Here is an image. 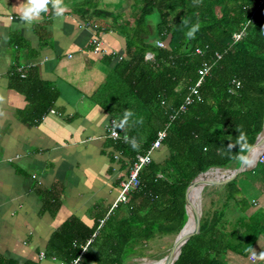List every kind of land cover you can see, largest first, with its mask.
Returning a JSON list of instances; mask_svg holds the SVG:
<instances>
[{"label": "trees", "instance_id": "trees-1", "mask_svg": "<svg viewBox=\"0 0 264 264\" xmlns=\"http://www.w3.org/2000/svg\"><path fill=\"white\" fill-rule=\"evenodd\" d=\"M260 1L133 0L131 18L117 23L126 39L125 55L107 85L121 91L123 103L134 115L126 133L111 137L114 147L131 162L147 152L169 123L162 142L167 153L142 167L140 185L128 192L126 202L106 217L100 214L104 222L83 252L81 264H126L132 256H146L148 242L176 235L182 228L188 217V188L198 173L242 162L237 158L239 146L226 155L219 153L227 151L229 141L235 142L237 126L246 132L250 147L263 128L264 2ZM75 11L81 16H112L114 23L122 14L98 6L96 0L78 4ZM197 24L194 37H189L188 31ZM204 62L209 70L197 87L199 97L178 111L200 78ZM37 84L38 94L46 98L34 109L36 120L51 109L56 96L45 83ZM126 134L136 138L138 149L125 142ZM213 187L222 188L220 196L202 209L199 232L182 245L173 264H228V252L248 256L264 236V207L255 206L264 193V156L253 168ZM99 217L90 226L77 218L67 220L51 237L45 254L70 262L78 256L80 244L97 230Z\"/></svg>", "mask_w": 264, "mask_h": 264}, {"label": "crops", "instance_id": "crops-1", "mask_svg": "<svg viewBox=\"0 0 264 264\" xmlns=\"http://www.w3.org/2000/svg\"><path fill=\"white\" fill-rule=\"evenodd\" d=\"M85 1L64 0L62 17L49 4L28 26L20 19L26 0H0V264H61L46 255L53 234L71 218L90 226L106 217L128 174L130 157L108 134L109 120L128 110L121 91L107 85L125 55L117 24L123 16L115 23L112 16H81L75 8ZM94 36L106 53L93 51ZM27 63L35 66L22 77L15 68ZM38 82L56 96L54 111L36 120L34 109L46 98ZM166 153L161 145L152 157ZM262 237L252 252L264 251ZM240 258L227 254L228 264Z\"/></svg>", "mask_w": 264, "mask_h": 264}, {"label": "built area", "instance_id": "built-area-1", "mask_svg": "<svg viewBox=\"0 0 264 264\" xmlns=\"http://www.w3.org/2000/svg\"><path fill=\"white\" fill-rule=\"evenodd\" d=\"M264 2V0H261L260 3ZM235 39H238L240 37V33H236L235 35ZM157 45L159 46H163L164 42L162 40H156ZM91 44L93 46V51L101 54L106 52L107 50L102 46V41L101 39H99L98 37L94 36L91 39ZM198 52H200V49H197ZM148 56H151V53L148 52L147 53ZM35 66L34 63H27L24 67L23 66H17L15 69L19 72L20 76L24 77L26 76V68H29L31 66ZM209 65L207 64V62L203 63V66H201V68H199V74H200V78L198 79V81L196 82L195 85H193L190 88V92L185 96L184 101L180 104L178 111H182L186 108L187 105L191 104L192 102H194L195 98L199 97L198 94V86L200 84V81L202 79V77L204 76L205 73L208 72L209 70ZM51 111H54L53 109H51ZM175 115H171V118H174ZM114 121H117L116 118L112 117L109 122H108V134L110 137L112 138H117L119 137V131L117 128H114L113 124ZM169 123H166L165 126L160 129L157 133V137L153 140L152 144L150 145V148H148L147 152L144 154H139L137 155V157L132 160L129 163V169H128V174L127 176L121 180L120 182V190L118 192L117 197L115 198L111 208L109 209L108 213L110 212V210L113 207H116L120 202H126L128 199V192L134 190L135 188H137L140 185V171L142 169V167L147 164L148 162H150L151 158H152V153L155 149L161 147L163 139L166 136L167 133V126ZM256 203V201H255ZM105 218H101L99 225H97V230L92 234V236L90 238H88L84 243L80 244V252L78 254L77 257L73 258L70 262L67 261H61V264H81V257L83 252L86 250L88 244L91 242L92 238L95 236V234L97 233L98 229L101 227L100 225L103 224ZM76 243H74L75 245ZM41 256H44V252H42ZM250 259H255L253 258V256H250Z\"/></svg>", "mask_w": 264, "mask_h": 264}, {"label": "water", "instance_id": "water-1", "mask_svg": "<svg viewBox=\"0 0 264 264\" xmlns=\"http://www.w3.org/2000/svg\"><path fill=\"white\" fill-rule=\"evenodd\" d=\"M262 145H264V124L262 130L257 135L254 143L249 148V150L246 152L245 156H247L252 162L254 160L255 153H259L262 148ZM261 156H264V150H262L259 155L257 154L255 161L253 164H245L244 162H241L238 166L233 168H223V167H210L200 173H198L191 181L189 188H188V199H187V208H188V217L183 224L180 231L176 234L173 246L171 250L165 254L162 258L158 259L162 261V264H173L175 260L178 258L182 245L188 240V238L195 233L199 232L200 230V218L202 214V208H201V202L199 203L194 202L192 198V190L195 187H201V196H202V190L205 185L207 184H221L224 183L232 178H234L236 175H238L240 172H243L245 170H248L250 168H253L258 160L261 158ZM212 169L215 170H221L218 174H208L209 171H212ZM190 222H192V226L188 228V225ZM157 260V261H158Z\"/></svg>", "mask_w": 264, "mask_h": 264}, {"label": "clouds", "instance_id": "clouds-1", "mask_svg": "<svg viewBox=\"0 0 264 264\" xmlns=\"http://www.w3.org/2000/svg\"><path fill=\"white\" fill-rule=\"evenodd\" d=\"M51 4L52 9L54 11V15L56 17H62L63 14L66 11V6L64 4V0H26V3L21 6L20 8V19L22 22H24L26 25L31 26L33 22L39 21L41 17V13L48 11V6ZM199 25H194L190 28L187 35L189 37H194L195 32L198 30ZM3 101V97L0 96V102ZM133 112L131 110H125L123 114V118L119 121H114V128H120L124 129L126 125L128 124L129 119L133 116ZM138 123H142L141 121H138ZM236 131L238 132L237 138L235 142L229 141L226 148L227 151L220 150L221 155H226L233 148H236L239 146L240 154L238 155V159L245 164H251L252 161L245 156L243 153L247 150H249L250 145L248 144V137L246 132H244L239 126H237ZM124 140L126 143H129L131 147L135 150L138 149L139 145L135 137H129L127 134L124 136ZM263 157V156H261ZM253 258H258L261 260H264V251L259 253V256L257 257V254L255 252H252ZM78 264V262H77Z\"/></svg>", "mask_w": 264, "mask_h": 264}, {"label": "rangeland", "instance_id": "rangeland-1", "mask_svg": "<svg viewBox=\"0 0 264 264\" xmlns=\"http://www.w3.org/2000/svg\"><path fill=\"white\" fill-rule=\"evenodd\" d=\"M117 1L120 4V5H117V6H119L118 8H116V6H115V3ZM96 2L98 4V6H100V7L105 8L107 5L109 9L116 8L114 10L115 12L121 11V13L123 15L119 14V16H117V20H119L121 18V15L123 16L122 19H128V18H131V16H132L131 12L133 9V7H132L133 0H96ZM152 20H154V17H152ZM231 168H233V167H231ZM214 185H219V184H209V186L206 189L202 190V196H201V208L202 209L203 208L204 209L210 208L212 206L211 201L216 200L220 196L222 188H220L218 191H216L215 187H213ZM255 201H256L255 206H263L264 207V193L263 194L261 193L258 196V198H256ZM253 209H254V207H251L249 211L251 212ZM175 237H176V235L173 233L167 234V235L157 236L156 238H154L153 240H151L150 242H148L145 245L144 252H146V254H147L146 256H144V257L132 256L127 260L126 264H139L144 259L154 261V260H158V259L162 258L164 256V254H167L171 250L173 243H174V240H175ZM263 241H264V238L262 237L260 240L262 248H264ZM161 255H163V256L159 258L158 256H161ZM257 255H259L258 252H257ZM240 256H241V258L239 259V262L234 263V264H264V260H261L258 258H256L255 261H252L253 259H250L251 255L250 256L248 255L247 257L242 256V255H240ZM238 258H239V256H238Z\"/></svg>", "mask_w": 264, "mask_h": 264}, {"label": "bare ground", "instance_id": "bare-ground-1", "mask_svg": "<svg viewBox=\"0 0 264 264\" xmlns=\"http://www.w3.org/2000/svg\"><path fill=\"white\" fill-rule=\"evenodd\" d=\"M261 151L262 150H264V145H262V148L260 149ZM260 151V152H261ZM258 152V151H257ZM255 153V156H254V160H253V162L255 161V159H257L256 158V156H257V154L259 155V153ZM253 162H252V164H253ZM220 171L221 170H215V169H212V171H209V175L210 174H218V172L220 173ZM192 198H193V200H195L194 202H196V203H199L198 201H200L201 202V187H195L193 190H192ZM192 222H190L189 224H187L188 225V228H190L192 225ZM149 258V257H148ZM139 264H162V261L161 260H148V259H144L142 262H140Z\"/></svg>", "mask_w": 264, "mask_h": 264}]
</instances>
